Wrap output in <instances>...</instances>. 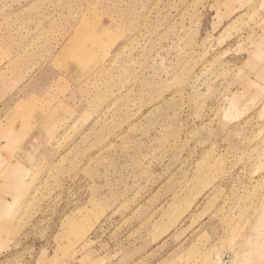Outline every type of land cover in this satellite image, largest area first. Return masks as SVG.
<instances>
[{
	"label": "rangeland",
	"instance_id": "374dc122",
	"mask_svg": "<svg viewBox=\"0 0 264 264\" xmlns=\"http://www.w3.org/2000/svg\"><path fill=\"white\" fill-rule=\"evenodd\" d=\"M22 112L0 264H264V0H0Z\"/></svg>",
	"mask_w": 264,
	"mask_h": 264
},
{
	"label": "crops",
	"instance_id": "0c3cea01",
	"mask_svg": "<svg viewBox=\"0 0 264 264\" xmlns=\"http://www.w3.org/2000/svg\"><path fill=\"white\" fill-rule=\"evenodd\" d=\"M8 114H10V113H8ZM26 115L27 114L24 112L14 113V114L10 115L11 117L9 119V122H3L4 119H2L0 117V139H4V140H1V145L7 146L9 148L17 147V146H19V144H18L19 140L27 133V131L30 133L34 132L33 131L34 129L28 130V128L29 129H30V127L33 128V126L30 125V127H28L27 119H25V121H21L23 117H27ZM21 122H23V123H21ZM38 127H41V124H39ZM25 139L28 140L27 137ZM32 145L33 144L31 143L30 146H32ZM26 146H28V144ZM27 154H28V150L25 149L21 153H19V154L16 153V154H13L11 156H16V157H19L21 159V158H24ZM10 160H11V158H10ZM0 161H2V163H3V160H0ZM8 162H9V160H7V162H5L6 164L4 166L0 167V174H1L0 178H5L6 179V186L8 188L14 189V187L19 185L21 182V180H19L20 177L16 175L17 174L16 172L19 170V168L17 167L18 165L17 166L15 165L16 167L14 169V172H12L11 168H9L7 166ZM9 190H11V189H9ZM0 199L4 201L3 198H0ZM4 202H6L5 203L6 206L3 209H7L8 208L7 207V201L5 200Z\"/></svg>",
	"mask_w": 264,
	"mask_h": 264
}]
</instances>
